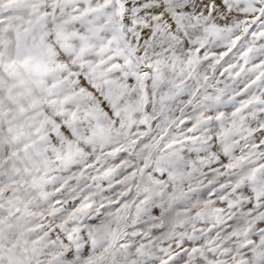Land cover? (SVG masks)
I'll list each match as a JSON object with an SVG mask.
<instances>
[{
    "label": "snow or ice",
    "instance_id": "obj_1",
    "mask_svg": "<svg viewBox=\"0 0 264 264\" xmlns=\"http://www.w3.org/2000/svg\"><path fill=\"white\" fill-rule=\"evenodd\" d=\"M0 264H264V0H0Z\"/></svg>",
    "mask_w": 264,
    "mask_h": 264
}]
</instances>
